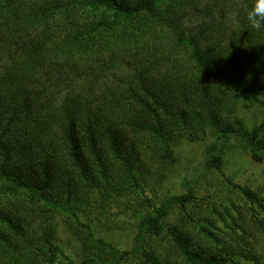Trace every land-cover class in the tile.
<instances>
[{
    "label": "trees",
    "instance_id": "trees-1",
    "mask_svg": "<svg viewBox=\"0 0 264 264\" xmlns=\"http://www.w3.org/2000/svg\"><path fill=\"white\" fill-rule=\"evenodd\" d=\"M220 2L0 0V263L7 249L25 264H76L56 244L66 216L92 250L78 264H264V198L229 179L251 216L233 204L228 221L215 209L225 228L199 218L200 240L164 223L175 208L189 215L192 175L159 207L145 198L128 250L80 215L97 193L144 194L141 150L176 163L181 137H212L200 170L221 172L231 147L264 163V121L248 128L234 116L239 102L264 110V29L186 22ZM166 236L165 253L148 243Z\"/></svg>",
    "mask_w": 264,
    "mask_h": 264
},
{
    "label": "rangeland",
    "instance_id": "rangeland-1",
    "mask_svg": "<svg viewBox=\"0 0 264 264\" xmlns=\"http://www.w3.org/2000/svg\"><path fill=\"white\" fill-rule=\"evenodd\" d=\"M250 4L252 0H221L219 5L213 6L209 13L208 11L203 13L190 11L186 22L190 27L200 24H222L227 33H232L239 25L246 22L245 14ZM237 107L234 116L242 119L248 128L264 121L262 108L246 106L242 102H239ZM199 138H205V140L192 141L186 137L178 139L174 145L177 162L172 164L156 160L154 152L150 149L141 150L142 167L145 169L146 179V183L143 184L144 194L139 192L123 198L115 197L105 200L102 194L97 193L88 199L85 198L80 209L82 221L91 224L98 236L120 249L128 250L137 234L140 212L149 207L145 198L149 199L153 206L159 207L171 196L183 194V179L186 175H192L190 180L195 181V199L187 206L189 215L186 216L180 208H175L164 221L166 227L184 224L188 231L195 232L200 240L199 229L195 224L199 218L202 220L209 218L218 226L225 228V223L217 211L229 221V214L236 215L233 204L250 217L251 205L238 188L229 184L228 179L232 180L233 184L248 188L264 198V163H256L249 152L231 147L226 152L221 172L200 170L212 137L207 134ZM54 224L57 230L56 244L76 264L80 263L84 257L91 256L92 250L90 251V245L86 241V233L76 225L74 220L59 216ZM204 225L208 226L207 223ZM148 243L162 253L171 250L168 236L150 237ZM0 249L3 247L1 246ZM6 251L7 254L0 264H25L24 260L17 259L13 251L7 249ZM138 258H130L128 264H143ZM58 264L67 263L61 257Z\"/></svg>",
    "mask_w": 264,
    "mask_h": 264
},
{
    "label": "clouds",
    "instance_id": "clouds-1",
    "mask_svg": "<svg viewBox=\"0 0 264 264\" xmlns=\"http://www.w3.org/2000/svg\"><path fill=\"white\" fill-rule=\"evenodd\" d=\"M245 20L249 30L257 32L264 29V0H252V6L246 11Z\"/></svg>",
    "mask_w": 264,
    "mask_h": 264
}]
</instances>
